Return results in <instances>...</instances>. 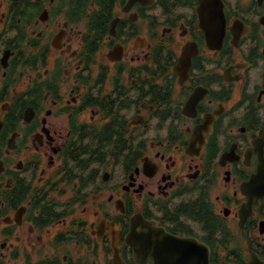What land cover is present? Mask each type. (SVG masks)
<instances>
[{
  "label": "flooded vegetation",
  "instance_id": "obj_1",
  "mask_svg": "<svg viewBox=\"0 0 264 264\" xmlns=\"http://www.w3.org/2000/svg\"><path fill=\"white\" fill-rule=\"evenodd\" d=\"M139 214L264 264V0H0V264H153Z\"/></svg>",
  "mask_w": 264,
  "mask_h": 264
},
{
  "label": "water",
  "instance_id": "obj_2",
  "mask_svg": "<svg viewBox=\"0 0 264 264\" xmlns=\"http://www.w3.org/2000/svg\"><path fill=\"white\" fill-rule=\"evenodd\" d=\"M127 240L139 262L151 254L153 264H208V256L203 251L201 254L197 239L173 234L140 214L131 218Z\"/></svg>",
  "mask_w": 264,
  "mask_h": 264
}]
</instances>
